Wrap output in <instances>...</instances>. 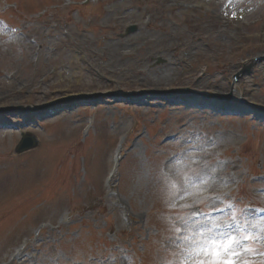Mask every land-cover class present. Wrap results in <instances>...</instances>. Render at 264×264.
<instances>
[{"label":"rangeland","instance_id":"rangeland-1","mask_svg":"<svg viewBox=\"0 0 264 264\" xmlns=\"http://www.w3.org/2000/svg\"><path fill=\"white\" fill-rule=\"evenodd\" d=\"M84 1L0 0V264H154L177 212L264 217V0ZM173 171L207 180L175 209Z\"/></svg>","mask_w":264,"mask_h":264},{"label":"snow or ice","instance_id":"snow-or-ice-1","mask_svg":"<svg viewBox=\"0 0 264 264\" xmlns=\"http://www.w3.org/2000/svg\"><path fill=\"white\" fill-rule=\"evenodd\" d=\"M198 180L207 183L200 173H196L195 177H190L187 174L173 171L162 177V191L167 197L168 206L176 208L173 201L180 191L178 185L198 187ZM228 208L232 211L223 223L212 220L195 227L189 226L184 214L177 212L176 222L169 219L171 235L165 254L155 260L154 264H177V261L179 264H250L244 259V254L254 252V249L249 246L250 242L264 239V236L260 235L264 233V217L253 221L246 216V206L239 207L229 202ZM191 215L198 216L200 213L193 212ZM222 228L233 231H221Z\"/></svg>","mask_w":264,"mask_h":264},{"label":"bare ground","instance_id":"bare-ground-1","mask_svg":"<svg viewBox=\"0 0 264 264\" xmlns=\"http://www.w3.org/2000/svg\"><path fill=\"white\" fill-rule=\"evenodd\" d=\"M160 81H162V80H160Z\"/></svg>","mask_w":264,"mask_h":264}]
</instances>
